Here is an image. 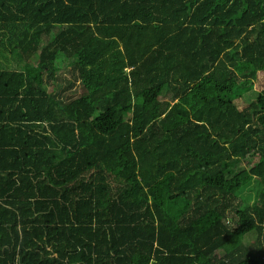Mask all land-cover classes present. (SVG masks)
I'll return each mask as SVG.
<instances>
[{"label":"trees","instance_id":"16d2710c","mask_svg":"<svg viewBox=\"0 0 264 264\" xmlns=\"http://www.w3.org/2000/svg\"><path fill=\"white\" fill-rule=\"evenodd\" d=\"M0 264H264V0H0Z\"/></svg>","mask_w":264,"mask_h":264},{"label":"rangeland","instance_id":"374dc122","mask_svg":"<svg viewBox=\"0 0 264 264\" xmlns=\"http://www.w3.org/2000/svg\"><path fill=\"white\" fill-rule=\"evenodd\" d=\"M37 60L36 57H34L32 59V61H30L31 63H35ZM257 80L255 81V85L253 90L247 92L246 94H244L242 97L238 98L237 100H235L237 107L239 108H243L245 107L251 100H253L257 94V92L259 91V89H261V82H262V74L258 73L257 76ZM83 85L81 83L76 84V87L73 88V91H71V95H78L83 91ZM183 119L180 117H176L175 122L174 123H180L182 122ZM247 195V200L251 203L252 201H254L255 196H256V191L250 190V188H248L247 190H242L239 193V197ZM235 216L238 218V227H244V229H237L231 240H229V242H227L225 245H223L217 252L219 255L223 254L226 250L231 249L233 246H235L236 244L242 242L246 245H252L254 243V241H256L257 238V232L253 229V227L251 225L249 226H245L243 223L245 221L248 220L247 215L244 214L240 209H238L235 213Z\"/></svg>","mask_w":264,"mask_h":264}]
</instances>
